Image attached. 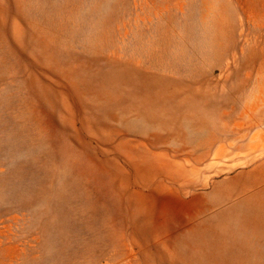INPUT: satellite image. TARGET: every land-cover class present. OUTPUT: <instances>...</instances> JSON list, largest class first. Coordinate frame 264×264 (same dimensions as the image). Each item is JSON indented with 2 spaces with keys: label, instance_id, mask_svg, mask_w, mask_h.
Returning a JSON list of instances; mask_svg holds the SVG:
<instances>
[{
  "label": "rangeland",
  "instance_id": "1",
  "mask_svg": "<svg viewBox=\"0 0 264 264\" xmlns=\"http://www.w3.org/2000/svg\"><path fill=\"white\" fill-rule=\"evenodd\" d=\"M0 264H264V0H0Z\"/></svg>",
  "mask_w": 264,
  "mask_h": 264
}]
</instances>
